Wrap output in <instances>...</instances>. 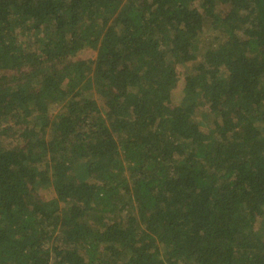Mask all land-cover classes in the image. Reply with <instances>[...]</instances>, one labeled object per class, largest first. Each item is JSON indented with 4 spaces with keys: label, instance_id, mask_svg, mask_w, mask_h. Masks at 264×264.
<instances>
[{
    "label": "trees",
    "instance_id": "obj_1",
    "mask_svg": "<svg viewBox=\"0 0 264 264\" xmlns=\"http://www.w3.org/2000/svg\"><path fill=\"white\" fill-rule=\"evenodd\" d=\"M262 224L264 0H0V264H264Z\"/></svg>",
    "mask_w": 264,
    "mask_h": 264
},
{
    "label": "rangeland",
    "instance_id": "obj_2",
    "mask_svg": "<svg viewBox=\"0 0 264 264\" xmlns=\"http://www.w3.org/2000/svg\"><path fill=\"white\" fill-rule=\"evenodd\" d=\"M95 55V51L90 50L89 48L84 49L82 51H80L79 53L76 54L75 58L77 59H86V58H93ZM182 95L177 94L175 96V101L179 102L181 99ZM208 118H209V114L207 112H205L203 110V108L200 106L196 109L195 111V120L202 126L206 127L208 124ZM48 196L52 195V192L48 191L46 193ZM264 226V224H262ZM259 226V225H257Z\"/></svg>",
    "mask_w": 264,
    "mask_h": 264
}]
</instances>
